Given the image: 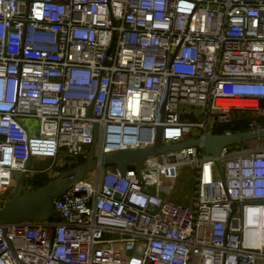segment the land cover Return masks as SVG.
<instances>
[{"label":"built area","instance_id":"built-area-1","mask_svg":"<svg viewBox=\"0 0 264 264\" xmlns=\"http://www.w3.org/2000/svg\"><path fill=\"white\" fill-rule=\"evenodd\" d=\"M262 101L264 0H0V207L15 175L30 191V159L52 180L63 154L149 149L159 126L163 146L203 140ZM261 139L223 148L224 175L202 146L102 167L55 201L60 221L0 226V264H264Z\"/></svg>","mask_w":264,"mask_h":264},{"label":"water","instance_id":"water-1","mask_svg":"<svg viewBox=\"0 0 264 264\" xmlns=\"http://www.w3.org/2000/svg\"><path fill=\"white\" fill-rule=\"evenodd\" d=\"M164 102L161 110V122L165 120ZM196 119L192 116L191 121ZM264 138V128L258 131H249L243 133H234L231 135H218L217 126L214 125L212 134L207 135L203 140H191L186 143L163 146L162 145V127L157 128L156 143L152 148L136 151H123L111 155L98 156L92 151L86 162L74 169L60 173L51 183L26 194L19 195V188L24 180L22 175L16 183V187L11 198L0 209V226L15 225L26 222H47L59 218L55 209V201L66 194L76 184L87 179L93 172L99 171L102 167H116V169L125 175L128 166L134 164L135 169H140L142 162L149 156H155L167 151H176L188 146H202L207 155L218 159V167L221 175H224V167L219 159L223 148L230 147L247 142L253 139ZM65 150V149H63ZM32 159L27 163L28 167L32 165Z\"/></svg>","mask_w":264,"mask_h":264},{"label":"rangeland","instance_id":"rangeland-1","mask_svg":"<svg viewBox=\"0 0 264 264\" xmlns=\"http://www.w3.org/2000/svg\"><path fill=\"white\" fill-rule=\"evenodd\" d=\"M195 112L198 113V111L196 109H195ZM193 114H194V111H192L189 107L182 106L180 109V116L183 120L190 121ZM211 124H212V122L210 123V125ZM35 126H38V120L35 121ZM246 143L247 144H245L244 142L237 144V145L233 146V148L235 149L236 152H245L249 148V146H248V148H245V147H247L249 141H247ZM93 152L96 156L98 153V149L93 150ZM207 156L208 155L206 154L205 157H207ZM62 158H63L62 164H65L66 167L70 166L69 165L70 158L68 157V155L63 154ZM30 168L34 171H37L38 174H44V175H45V171L50 170V169L53 172H56V169L51 167V162L45 161L43 159H34ZM181 173L182 174H181V177L179 179V192H180V194H182V197H184L185 195H189L191 197L194 196V182L191 179V177H192L191 169L188 167H184V168H182ZM93 176H95L94 172L91 174L89 180H92ZM15 179L17 181L19 179V177L17 175H15ZM53 179H55V178H53ZM175 201L178 203H182V204L183 203L188 204L190 202V200H183V199H177Z\"/></svg>","mask_w":264,"mask_h":264},{"label":"trees","instance_id":"trees-1","mask_svg":"<svg viewBox=\"0 0 264 264\" xmlns=\"http://www.w3.org/2000/svg\"><path fill=\"white\" fill-rule=\"evenodd\" d=\"M261 106L264 108V102H261ZM246 113V112H243ZM263 120L261 118L256 117H247V118H232L231 116V122L226 125H218L217 126V134L223 135L225 131L228 129H231L233 132H245L249 128V125L252 123H259L264 124L262 122ZM86 162V159L79 158L76 160V162L70 166H65L64 168H59L60 173L66 172L68 170L74 169ZM56 179V178H55ZM54 180V179H53ZM53 180L49 179L44 174H37L34 177L30 178L26 183L31 187L30 191L37 190L49 183H51ZM10 198H5L4 203L0 207V209L8 202ZM51 221H55V219H52ZM56 221H60V218H58Z\"/></svg>","mask_w":264,"mask_h":264},{"label":"crops","instance_id":"crops-1","mask_svg":"<svg viewBox=\"0 0 264 264\" xmlns=\"http://www.w3.org/2000/svg\"><path fill=\"white\" fill-rule=\"evenodd\" d=\"M262 102H264V101H262ZM243 112H246V113H243ZM231 116H232V118H236V119L247 118V117H256V118L258 117V118H261L263 120L262 122L264 123V108L261 106V102H260L258 110H248V111H236L235 110L231 113ZM256 124H259V123H256ZM259 125H261V127L264 128V124H259ZM228 130L232 131L231 129H228ZM249 131H252L251 125H249V128L245 132H249ZM234 133H243V132H234ZM261 140L264 141V139H261ZM252 142L255 143L257 141L251 140V141H249L247 146L251 145ZM245 144H247V143H245Z\"/></svg>","mask_w":264,"mask_h":264},{"label":"flooded vegetation","instance_id":"flooded-vegetation-1","mask_svg":"<svg viewBox=\"0 0 264 264\" xmlns=\"http://www.w3.org/2000/svg\"><path fill=\"white\" fill-rule=\"evenodd\" d=\"M34 177V176H33Z\"/></svg>","mask_w":264,"mask_h":264}]
</instances>
